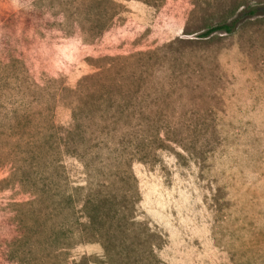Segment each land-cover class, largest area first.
<instances>
[{
    "label": "rangeland",
    "instance_id": "rangeland-1",
    "mask_svg": "<svg viewBox=\"0 0 264 264\" xmlns=\"http://www.w3.org/2000/svg\"><path fill=\"white\" fill-rule=\"evenodd\" d=\"M250 6L0 0V264H264V14L200 36Z\"/></svg>",
    "mask_w": 264,
    "mask_h": 264
},
{
    "label": "trees",
    "instance_id": "trees-1",
    "mask_svg": "<svg viewBox=\"0 0 264 264\" xmlns=\"http://www.w3.org/2000/svg\"><path fill=\"white\" fill-rule=\"evenodd\" d=\"M255 14H264V6H250L247 9L241 10L237 17L233 18L229 22H221L219 24L209 26L207 27L203 32H201L200 36H208L210 33L214 31H223V32H232L235 24L238 20H240L244 16H251ZM75 116V114H73ZM76 118H72V123L69 128H67L63 133L57 135V144L60 146V150H64L72 143V136H73V130H74V122L76 121ZM70 199V198H68ZM88 199V198H87ZM88 200H84L81 212L83 213L85 220L84 222L80 223L83 225V228H85V231H87L89 224L95 225V229H92V232H90L92 235H97L99 237L103 236V233L101 232V226L103 222L98 221V217H94L92 213V208H90V205H87ZM99 225V226H98Z\"/></svg>",
    "mask_w": 264,
    "mask_h": 264
}]
</instances>
